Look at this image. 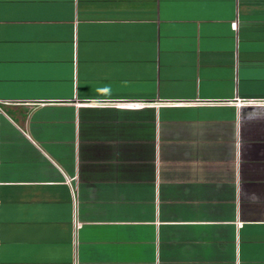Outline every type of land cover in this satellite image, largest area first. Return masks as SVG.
Segmentation results:
<instances>
[{
	"label": "crops",
	"instance_id": "obj_1",
	"mask_svg": "<svg viewBox=\"0 0 264 264\" xmlns=\"http://www.w3.org/2000/svg\"><path fill=\"white\" fill-rule=\"evenodd\" d=\"M0 264H264V0H0Z\"/></svg>",
	"mask_w": 264,
	"mask_h": 264
}]
</instances>
